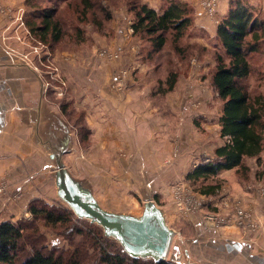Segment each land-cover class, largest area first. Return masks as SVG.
Masks as SVG:
<instances>
[{
    "label": "trees",
    "instance_id": "16d2710c",
    "mask_svg": "<svg viewBox=\"0 0 264 264\" xmlns=\"http://www.w3.org/2000/svg\"><path fill=\"white\" fill-rule=\"evenodd\" d=\"M23 3L26 12L22 19L28 38L53 53L55 50L73 52L85 44L90 45L88 25L103 35H110V9L118 6L112 0H23ZM122 4L126 5L133 34L139 40V61L146 64L143 76L149 87V102L164 114H170L166 95L174 90L179 77L189 71L191 57L214 58L209 82L221 101L216 121L224 140L214 147L213 156L202 157L192 164L183 179L200 195H216L225 182L220 174L228 169L242 180L248 181L253 175L255 180L264 181L262 8L249 0H229L215 26L214 38L219 47L207 48L200 42L188 40L193 35L190 29L195 26L194 7L189 0H163L160 10L143 0H122ZM61 43L65 48H61ZM133 76L139 77V72L133 70ZM254 78L261 81L255 91L247 83ZM52 97L78 141L88 145L90 130L84 110H76L72 100L66 97ZM193 123L199 126L197 119ZM248 158H253L257 166L253 174ZM26 210L31 215L29 219L0 220V264H192L180 262L172 254L158 262L131 257L121 251L116 242L104 237L98 226L78 219L64 205L34 198L27 203ZM39 223L55 229L71 242L72 249L46 247L40 235H36ZM83 247L92 248L91 261H87Z\"/></svg>",
    "mask_w": 264,
    "mask_h": 264
},
{
    "label": "crops",
    "instance_id": "0c3cea01",
    "mask_svg": "<svg viewBox=\"0 0 264 264\" xmlns=\"http://www.w3.org/2000/svg\"><path fill=\"white\" fill-rule=\"evenodd\" d=\"M143 1L157 10H160L163 5V0ZM189 1L195 5V20L198 25L211 24V18L201 8L202 0ZM216 1L217 8L223 14L229 0ZM249 1L251 4L259 5L264 11V0ZM0 2L10 9L22 5V0H0ZM12 22L14 19L0 12V185L2 183L6 185L0 191V220L16 218L30 200L45 198L43 186L49 189V185H54V181L50 183L47 180L49 175L52 177L53 163L44 146L38 142L37 133L44 105L62 117L57 106L54 110V106L45 100L44 82H47L44 79L43 73L45 72L37 62L38 59L35 55L27 54V50L23 49L20 42L14 38L19 35L18 33H21V30L17 28L14 32ZM117 23L121 28L125 26L123 22L118 21ZM124 32L122 31V35L120 34L118 38L114 37L115 39L105 40L102 43L115 49L125 45L128 55L133 57V54L130 53L131 45L139 40L136 37L128 36V34L125 36ZM213 32H215L214 25ZM21 36L27 37L22 33ZM22 53L27 55L26 59L21 58L20 54ZM65 53L72 54L73 52ZM65 53L58 52L53 60H60ZM136 58L138 57L133 58L136 62L133 60L131 68L133 70L135 68L140 76L131 77L132 79L123 93L110 88L109 78L108 80L101 79L103 83L98 81L95 87L92 86L95 93L93 101L95 105H92L89 110L92 114L90 116L86 114L85 117L94 137L97 138L96 147L108 150L110 153L105 165L110 166L111 169L120 170L119 175L122 176L128 172L132 173L139 184L146 181L147 178L157 182L159 187L154 185L152 190L156 195L158 190H164V182L181 176L183 178L184 173L191 167L190 165L200 161L202 157L213 156L214 147L222 142L214 144L213 141L206 139L209 135L199 134L195 131L193 119L200 115H196L195 111L189 112L183 102L187 98V91L192 87L182 92L178 86L176 90L169 93L171 99L167 96L165 103L170 114H164L163 111L152 106L148 99L149 87L143 76L146 64ZM204 63L206 62L197 61L196 64H193V67L187 72L186 81H189L190 75L193 74H197L198 78L196 71L204 72ZM60 71L58 66H54L52 73L59 76ZM104 73L102 70H98V73L94 74H99L102 77ZM188 83L186 86L191 85ZM192 85L196 84L193 82ZM192 89H196V87ZM89 91L86 89V93ZM188 98L187 106L194 107L193 97ZM85 100L90 103L89 96ZM103 113L107 114L105 115L106 120L100 124L97 119H100ZM181 120L184 124H179L178 121ZM216 127L219 134L218 123H216ZM170 138L171 140L174 138L173 141H169ZM174 143H180L181 155L172 164L163 165L162 161L166 159L167 152L171 150ZM67 154H64V160ZM162 158L164 159L162 160ZM100 161L102 162L103 159ZM130 161L134 163H130ZM251 161L252 163H250ZM247 164L253 174L257 167L255 160L248 158ZM220 175L224 177L225 182L217 193L234 197L233 199L253 218L256 227L244 230L233 222L218 226L211 221L204 220L199 214L186 215L188 220L195 225L198 237L202 239V245L218 243L220 249L223 245L226 252V254L222 252L213 255L206 253L199 254V256L205 261L215 264H264V197L258 196L252 187L246 188L245 183L236 178V174L233 175L232 169L225 170ZM252 178L251 181H257L254 176ZM45 181H47V185L44 184ZM93 189L96 191V186H93ZM173 190L174 186L169 191L163 192L169 193L170 196L173 194ZM6 191L8 194L18 191L22 196L18 200H12L7 196ZM93 193L95 197L99 198L97 192ZM213 196H218V194ZM170 204L166 217L174 219L179 210L174 206L172 199ZM123 210L125 209L121 208V211ZM186 256L188 258L187 254Z\"/></svg>",
    "mask_w": 264,
    "mask_h": 264
},
{
    "label": "rangeland",
    "instance_id": "374dc122",
    "mask_svg": "<svg viewBox=\"0 0 264 264\" xmlns=\"http://www.w3.org/2000/svg\"><path fill=\"white\" fill-rule=\"evenodd\" d=\"M112 1H113V4H116L118 6H113L110 9L112 18L108 22H109L111 34L106 36V35L99 33L95 29H92V26L90 25L86 26L87 34L90 35V37L92 38V43L90 45L85 44L79 47L76 51H73L72 54L65 53L67 52L66 50H61V51L55 50L53 53L50 50H48V48H46L45 46L33 43L28 38L27 32L20 27L18 29L21 30V33L23 34V36L26 35L27 37L26 38L22 36L20 37L19 35H21V33H18L19 35L16 34L18 36L14 37L16 38L17 41L20 42L23 49L27 50L26 51L27 54L32 55L33 53L36 59H38L37 62L40 63L41 68H43L45 72L43 73L44 79L47 81V82H44L45 92L47 91L50 97L54 96L56 99H62V97H66L67 99L72 100L74 108L76 110L83 109L85 116L86 114H88V116L92 114L89 111L92 105H95V103L93 102L95 98L94 96L95 93L93 92L92 88L95 87L96 84H98V81L102 82L101 79L108 80L109 78V83H110L113 75L115 74V71H117L122 66H127L131 69V66L134 60L133 58L138 57L139 55L138 53L139 45H140L139 41H137V43L134 42L131 45V47L136 44L138 45V51L137 53L133 54V57L128 55V52H127L128 50L127 48L124 47L125 45H123L122 48L115 49L109 45H104L102 43L105 40L115 39L114 37L118 38L120 34L122 35L121 33L122 31H125L124 34L125 36H127L126 28L127 26H129L130 21H131V17L129 13L127 12L126 5L125 4L120 5L122 0H116V2L115 0H112ZM42 3L44 2L42 1ZM191 3L194 7L195 6L194 3L193 2ZM216 7H217V3H216ZM201 8L204 12L203 2H201ZM24 11L26 12V7L24 6L23 0H22L21 6L11 7L12 15L22 16ZM223 14H221L219 8H217L214 15L212 16L207 15L209 18H211V24L198 25L197 21L195 20L196 9L194 7L195 26L193 25V27L190 29L193 35L188 40L191 42L192 41L200 42L207 48H213L216 46L219 47V45H217L216 43V39L214 38L213 25L214 27L216 26L217 22L219 21L220 17ZM118 21L123 22L125 26L121 28L117 23ZM11 24L13 25L14 32H16L17 27H18L17 22L14 21ZM131 36L135 37L133 33ZM60 46L61 48H65L63 47V43H61ZM100 47H107L109 49L111 48V50H119L121 53V58L120 59L105 58L104 56L99 54ZM58 52H63L65 54L60 58V60H53V58ZM130 53H132V51ZM22 54H20L21 58H23ZM126 56L127 58H125ZM136 59L140 60V58H136ZM134 61L136 62V60ZM197 61L206 62L204 63L205 71L204 72L196 71V73H198V78H197V74H193V75H190L191 77L189 81H186L185 79L187 77V73L181 75L178 79L179 81L177 82L174 90H176L178 86L180 89H182V92L185 91L187 88L196 87V89H192V88L191 90L189 89L187 91L188 93L186 92L187 98L186 99L184 98L185 100H183V102L186 105V109L189 112L195 111L197 112L196 115H200L196 117L193 116L195 117L194 119H197L199 123V126L196 127L195 131L198 132L199 134L209 135L206 139L209 141H213L214 144L219 143V141L221 143L223 142L224 138L218 136L219 135L218 131H216V129H218L216 127V123H217L216 116L221 108V101L217 98L209 82L210 70L214 65V58L213 56H207V55L202 56V58H196V56H192L191 59L189 60L190 69L193 67V64H196ZM178 63L179 62H176V64ZM54 66H58V68L61 69L59 76H55L52 73ZM104 69L105 71H107V73H104L105 72ZM98 70L103 71L104 74L102 75V77L99 76L100 73L97 75L94 74L95 72L98 73ZM46 73H49L48 76ZM133 78L135 77L133 76ZM187 82H189L188 84H191V85L186 86ZM193 82L196 85H192ZM247 83L249 87H251L253 91H255L254 89L260 86L261 81L260 79L254 78L252 82L248 80ZM251 84L253 85L250 86ZM86 89L90 90L89 93H86ZM50 92L52 94H50ZM168 94L166 95V97L169 96L171 99V95L170 94L168 95ZM49 96H47L45 100L49 102L48 104L54 106V110H56V105L51 100L53 97L50 99ZM88 96L90 98V103L86 102L85 100V98L88 99ZM188 97H193L192 101L195 104V105L193 104L194 107L189 108V106H187V102L189 101ZM199 112L200 114H198ZM105 115L107 114L103 113L100 119H97L98 122H100V124L106 120ZM85 120L90 130V142L88 145H84L80 143L75 133L71 131L73 140H72V145L69 151L67 152L68 154L65 157L66 159L64 160L66 167L76 177L84 179L87 182V184H89L92 188L93 186H96V191L95 189H93V192H97L99 198L97 197L96 198L102 207L106 209L114 210V211H118V210L121 211V208H122V209H125L123 210L124 212L139 214L143 207L142 194L148 193L149 192L148 188L153 190L154 185L158 186L159 184H157V182L155 183L153 180H149L148 178L146 180L147 182L143 181L141 184H139V181H136L134 179L136 177H134L132 173L128 172V174H125L124 176H122V175H119L120 170H115L113 168L111 169L110 166H106L105 163L107 162L106 160L109 159L110 153L108 150H101L96 147L97 138L94 137L93 131L91 130L86 117H85ZM178 122L179 124H182V123L184 124L183 120L178 121ZM173 139L171 140L170 138L169 141H173ZM167 144H168V141H167ZM179 145L180 143L179 144L174 143L172 145L171 150L167 152L168 154L167 155L165 154L167 157L164 161H162L163 165L172 164L181 155V146ZM174 147L178 148L176 156H173L172 154L174 151L173 149ZM118 151L120 152L121 149ZM151 152H154V151H151ZM111 156L113 157V154H111ZM164 158H162V160ZM100 159H103V161L101 162ZM130 163H134V162L130 161ZM250 163H252V161ZM233 175L235 176L234 172H233ZM252 177L253 175H251L248 181H245L242 179L241 180L245 183L246 188L249 189V187H252L254 192H256L255 188H256L257 181L256 182L251 181L253 179ZM236 178L240 179L237 175H236ZM47 180H49V182L52 183L53 177L49 175ZM44 184L47 185L48 184L47 181H45ZM164 184L165 185L163 186V189H164L163 191H166V192L169 191V189H171L172 186L174 187L181 186L182 188L183 187L187 188L186 186H188L191 190L193 189L192 188L193 186L189 182L185 181L182 178V176L177 179L174 178L172 181L167 180L166 182H164ZM1 185H4V187L6 186L5 183H2ZM43 188L45 190V198H42V199H44L46 202L50 204L67 206L56 195L54 185L53 186L49 185V189L48 187H45V186H43ZM50 189L51 191L49 192ZM160 191L159 190L157 191L156 198L154 197L155 195L153 192H152V196L155 202L158 203V205L161 206L165 210V213L167 215V212L169 213L168 207L171 205L170 204L171 199H173V196H172L173 194L169 196V193L166 194L165 192L163 191L160 192ZM194 192L196 191L194 190ZM6 194L9 197L7 191H6ZM217 194L220 195L221 193H217ZM21 196L17 198H11V197L9 198H11L12 200H18L21 198ZM229 197L232 199L234 198L231 196ZM9 198L8 200H10ZM26 206L27 205H25L24 209L20 212V215L17 216L16 219L21 218V217L29 219L31 217L30 213L27 212L26 210ZM7 219H15V218L10 217ZM87 221L90 222L89 220ZM166 221L169 224V226H171L175 230V234L172 239V243H171L168 256L170 254L175 255L180 262L190 261L192 262V264H215L212 262L205 261L204 259H202V257L199 256V254L208 253V254L213 255L214 253L220 254L221 252L226 254L224 246L220 245L222 247V249H220V247L218 246L219 245L218 243L202 245L201 244L202 239L198 237L197 231L195 229V225H193L192 224L193 222H190V220H188V217L185 214L181 213L180 211L177 217H175L174 219L167 216ZM95 225L98 226L97 224ZM98 227L101 229L100 226ZM36 235H40V239L46 245V247H54V248L60 247L64 249H72L71 248L72 246L70 247L71 242H69L65 238H62V236L58 234L55 229L46 227L41 223L37 224ZM108 239H110L111 241H114L111 238H108ZM117 245L120 249V246L118 243ZM83 248H82V252L87 256V261L89 260L91 261L92 257L90 254H91L92 248H89V249L85 247ZM218 249L220 250L218 251ZM186 254L188 255L189 259L187 258Z\"/></svg>",
    "mask_w": 264,
    "mask_h": 264
},
{
    "label": "water",
    "instance_id": "95a60500",
    "mask_svg": "<svg viewBox=\"0 0 264 264\" xmlns=\"http://www.w3.org/2000/svg\"><path fill=\"white\" fill-rule=\"evenodd\" d=\"M40 120L37 140L53 163L51 174L58 198L77 218L100 226L103 236L116 241L129 256L154 262L166 259L175 230L167 223L165 210L153 199L152 190L149 188L148 193L142 194L139 214L102 207L92 187L74 176L64 163V154L73 140L68 123L45 105Z\"/></svg>",
    "mask_w": 264,
    "mask_h": 264
},
{
    "label": "built area",
    "instance_id": "2783aa9c",
    "mask_svg": "<svg viewBox=\"0 0 264 264\" xmlns=\"http://www.w3.org/2000/svg\"><path fill=\"white\" fill-rule=\"evenodd\" d=\"M204 12L207 15L212 16L215 14L216 0H202ZM206 5V6H205ZM216 8V10H215ZM0 12L4 13L8 17L14 19L17 22L18 27L22 28L27 32V29L23 23L22 16H16L11 14V9L0 2ZM133 28L129 24L127 26V34L131 36ZM20 36V35H19ZM132 54L137 53L138 45L131 47ZM99 54L107 59H120L121 53L119 50H111L107 47H100ZM23 59L27 58V55H22ZM133 69L122 66L113 75L109 86L114 91L123 93L129 81L132 79ZM173 156L177 155V147L173 148ZM181 187L176 186L173 190V204L174 206L185 215H201L204 220L213 222L215 225H224L229 222L235 223L237 226L242 227L244 230H250L256 227V223L253 218L248 214L247 210L244 209L237 201L230 198L228 195L220 194L218 197L213 195H200L198 192L192 191L188 186ZM4 189V185L0 186V191ZM256 194L264 197V181H257ZM11 198H17L21 196V193L15 191L8 194Z\"/></svg>",
    "mask_w": 264,
    "mask_h": 264
}]
</instances>
